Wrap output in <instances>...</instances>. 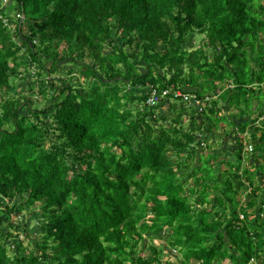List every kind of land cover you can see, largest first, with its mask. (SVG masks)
<instances>
[{
    "label": "trees",
    "instance_id": "trees-1",
    "mask_svg": "<svg viewBox=\"0 0 264 264\" xmlns=\"http://www.w3.org/2000/svg\"><path fill=\"white\" fill-rule=\"evenodd\" d=\"M5 1L0 264H264V0Z\"/></svg>",
    "mask_w": 264,
    "mask_h": 264
},
{
    "label": "rangeland",
    "instance_id": "rangeland-1",
    "mask_svg": "<svg viewBox=\"0 0 264 264\" xmlns=\"http://www.w3.org/2000/svg\"><path fill=\"white\" fill-rule=\"evenodd\" d=\"M8 3V0H6L5 1V4H7ZM21 16H22V14H21ZM20 16V17H21ZM24 92V91H23ZM52 102H53V99L52 98H47L43 103H42V105H44V106H50V104H52ZM226 149H228V148H226ZM2 216V218L4 217L3 215H1ZM31 219V218H30ZM30 219H27V215L25 216H21L20 218H18L17 220H19L20 221V224H25V226L23 227V228H19V230L18 229H16V230H13V231H15L18 235H19V238H23V239H25V233L26 232H28V233H30L31 235H32V237H35L36 235H35V231H37V228H36V226L35 225H32L31 223H30ZM31 224V225H30ZM0 226H1V228L3 229V230H6V228H8L7 227V222H6V220H4V222H1L0 223ZM10 228V227H9ZM18 238H15V237H12L11 239H10V242H9V244H10V246H14V243H16V240H17ZM164 240V239H163ZM162 240V241H163ZM144 241H146V242H148L146 239L144 240ZM151 242V241H150ZM154 242L157 244L159 241H158V238H156L155 240H154ZM164 256H167V253H165V255ZM168 257V256H167ZM170 259H173V262L171 263V264H179V262L177 261V260H179L180 259V254L177 252H175L174 253V255H173V257H170ZM225 264H229V261L227 260L226 261V263Z\"/></svg>",
    "mask_w": 264,
    "mask_h": 264
},
{
    "label": "water",
    "instance_id": "water-1",
    "mask_svg": "<svg viewBox=\"0 0 264 264\" xmlns=\"http://www.w3.org/2000/svg\"><path fill=\"white\" fill-rule=\"evenodd\" d=\"M22 20H23V17L20 19L19 25H21V23H22Z\"/></svg>",
    "mask_w": 264,
    "mask_h": 264
},
{
    "label": "clouds",
    "instance_id": "clouds-1",
    "mask_svg": "<svg viewBox=\"0 0 264 264\" xmlns=\"http://www.w3.org/2000/svg\"><path fill=\"white\" fill-rule=\"evenodd\" d=\"M21 17H23V16H21Z\"/></svg>",
    "mask_w": 264,
    "mask_h": 264
}]
</instances>
